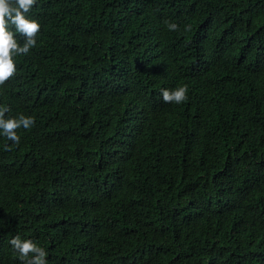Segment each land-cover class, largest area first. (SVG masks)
<instances>
[{
	"label": "trees",
	"instance_id": "obj_1",
	"mask_svg": "<svg viewBox=\"0 0 264 264\" xmlns=\"http://www.w3.org/2000/svg\"><path fill=\"white\" fill-rule=\"evenodd\" d=\"M26 16L41 30L0 107L35 125L19 145L0 131V264H23L16 236L48 264H264V0H37Z\"/></svg>",
	"mask_w": 264,
	"mask_h": 264
},
{
	"label": "clouds",
	"instance_id": "obj_2",
	"mask_svg": "<svg viewBox=\"0 0 264 264\" xmlns=\"http://www.w3.org/2000/svg\"><path fill=\"white\" fill-rule=\"evenodd\" d=\"M36 3L37 0H0V86L12 79L17 72L14 55H27L30 49L36 46V36L41 30V25L37 20H30L26 16ZM10 26H14L16 33L24 37L22 46L15 34L9 30ZM168 28L170 31H176L178 25L169 23ZM187 92L185 85L174 90L162 89L161 95L165 103L181 104L188 99ZM8 111L7 107H0V131L14 145H19L20 136L17 130L30 129L35 125V119L24 115L6 119L5 113ZM10 244L19 254L23 264H48L47 252L32 240H22L16 236Z\"/></svg>",
	"mask_w": 264,
	"mask_h": 264
}]
</instances>
